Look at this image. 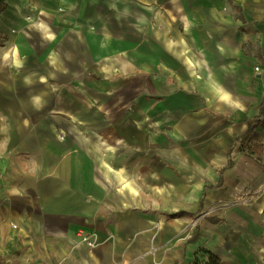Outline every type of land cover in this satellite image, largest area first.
I'll use <instances>...</instances> for the list:
<instances>
[{
    "label": "crops",
    "instance_id": "crops-1",
    "mask_svg": "<svg viewBox=\"0 0 264 264\" xmlns=\"http://www.w3.org/2000/svg\"><path fill=\"white\" fill-rule=\"evenodd\" d=\"M262 104L264 0H6L0 264H264Z\"/></svg>",
    "mask_w": 264,
    "mask_h": 264
},
{
    "label": "trees",
    "instance_id": "trees-1",
    "mask_svg": "<svg viewBox=\"0 0 264 264\" xmlns=\"http://www.w3.org/2000/svg\"><path fill=\"white\" fill-rule=\"evenodd\" d=\"M6 9V0H0V14ZM260 116H263V118L260 120L259 117L249 121L247 123L248 129L244 136L240 139L243 143H247L248 149L250 150V154H256L261 155L264 152V137L263 139L255 138V135L253 134V130L255 128L254 123H259L260 125H264V106L263 104L260 105ZM240 141V142H241ZM212 260H210V264H216L217 260L213 257Z\"/></svg>",
    "mask_w": 264,
    "mask_h": 264
},
{
    "label": "built area",
    "instance_id": "built-area-1",
    "mask_svg": "<svg viewBox=\"0 0 264 264\" xmlns=\"http://www.w3.org/2000/svg\"><path fill=\"white\" fill-rule=\"evenodd\" d=\"M260 72H261V68L259 66H256L254 68V73L259 74ZM76 238L78 239L79 242L78 244L84 246L88 250H92L96 246L94 231H90V230L78 231L76 233Z\"/></svg>",
    "mask_w": 264,
    "mask_h": 264
},
{
    "label": "bare ground",
    "instance_id": "bare-ground-1",
    "mask_svg": "<svg viewBox=\"0 0 264 264\" xmlns=\"http://www.w3.org/2000/svg\"><path fill=\"white\" fill-rule=\"evenodd\" d=\"M18 47H19L18 44H14V45L11 46V49H12V51L14 53V59H15V61H17L16 55H17V52H18Z\"/></svg>",
    "mask_w": 264,
    "mask_h": 264
},
{
    "label": "rangeland",
    "instance_id": "rangeland-1",
    "mask_svg": "<svg viewBox=\"0 0 264 264\" xmlns=\"http://www.w3.org/2000/svg\"><path fill=\"white\" fill-rule=\"evenodd\" d=\"M16 34H21L20 31H16Z\"/></svg>",
    "mask_w": 264,
    "mask_h": 264
}]
</instances>
